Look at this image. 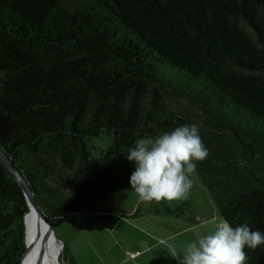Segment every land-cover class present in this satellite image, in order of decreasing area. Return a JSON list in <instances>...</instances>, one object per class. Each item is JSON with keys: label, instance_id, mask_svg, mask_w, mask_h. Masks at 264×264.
Returning <instances> with one entry per match:
<instances>
[{"label": "trees", "instance_id": "1", "mask_svg": "<svg viewBox=\"0 0 264 264\" xmlns=\"http://www.w3.org/2000/svg\"><path fill=\"white\" fill-rule=\"evenodd\" d=\"M185 124L220 218L264 234V0H0V148L53 227L130 185L139 139ZM27 208L0 162V264H20ZM244 251L264 264V243Z\"/></svg>", "mask_w": 264, "mask_h": 264}, {"label": "rangeland", "instance_id": "2", "mask_svg": "<svg viewBox=\"0 0 264 264\" xmlns=\"http://www.w3.org/2000/svg\"><path fill=\"white\" fill-rule=\"evenodd\" d=\"M189 179L192 188L180 200L142 202L129 185L108 193L94 208L74 213L54 228L59 263L72 257L75 264H177L160 240L183 255L189 243L212 233L221 220L195 171ZM163 203L172 210L181 206L182 212H168Z\"/></svg>", "mask_w": 264, "mask_h": 264}, {"label": "clouds", "instance_id": "3", "mask_svg": "<svg viewBox=\"0 0 264 264\" xmlns=\"http://www.w3.org/2000/svg\"><path fill=\"white\" fill-rule=\"evenodd\" d=\"M209 154L199 128L192 124L178 126L155 137L141 138L127 151L134 163L129 183L142 202L173 201L185 198L192 188L189 174L196 163ZM171 250L177 264H245V246L255 250L264 243V234L247 224L232 227L221 219L215 230L191 242L180 255L167 240H160Z\"/></svg>", "mask_w": 264, "mask_h": 264}, {"label": "bare ground", "instance_id": "4", "mask_svg": "<svg viewBox=\"0 0 264 264\" xmlns=\"http://www.w3.org/2000/svg\"><path fill=\"white\" fill-rule=\"evenodd\" d=\"M26 242L20 264H60L61 245L53 238L35 207L26 216Z\"/></svg>", "mask_w": 264, "mask_h": 264}, {"label": "water", "instance_id": "5", "mask_svg": "<svg viewBox=\"0 0 264 264\" xmlns=\"http://www.w3.org/2000/svg\"><path fill=\"white\" fill-rule=\"evenodd\" d=\"M0 162L10 171V173L14 176L15 180L17 181V183L20 185V187L22 188L24 195L26 197V201H27V205L28 208L24 214V226H25V230H24V241H25V246L27 248V242H26V216L29 212V210L33 207H35V209L37 210V212L39 213V215L41 216L43 222L45 223L46 227L48 228V230L50 231L51 235L53 236L54 239H57L56 237V233L55 230L52 226L51 223H49L47 221V219L45 218V216L42 214L39 205L35 199L34 196V192L31 190V188L28 186L27 182L25 181V179L23 178L21 172L19 171V169H17L13 163L11 162V160L9 159V157L6 155V153L3 151V149L0 148ZM25 248V249H26ZM25 253V251H24ZM23 253V254H24ZM23 256V255H22ZM22 259V258H21ZM21 263V261H20Z\"/></svg>", "mask_w": 264, "mask_h": 264}, {"label": "built area", "instance_id": "6", "mask_svg": "<svg viewBox=\"0 0 264 264\" xmlns=\"http://www.w3.org/2000/svg\"><path fill=\"white\" fill-rule=\"evenodd\" d=\"M130 255H131V256H134V253H131Z\"/></svg>", "mask_w": 264, "mask_h": 264}]
</instances>
